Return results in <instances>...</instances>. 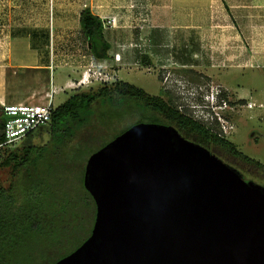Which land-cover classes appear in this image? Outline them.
Here are the masks:
<instances>
[{
	"label": "water",
	"instance_id": "obj_1",
	"mask_svg": "<svg viewBox=\"0 0 264 264\" xmlns=\"http://www.w3.org/2000/svg\"><path fill=\"white\" fill-rule=\"evenodd\" d=\"M83 187L91 233L55 264H264V187L173 128L131 126L88 157Z\"/></svg>",
	"mask_w": 264,
	"mask_h": 264
},
{
	"label": "crops",
	"instance_id": "obj_2",
	"mask_svg": "<svg viewBox=\"0 0 264 264\" xmlns=\"http://www.w3.org/2000/svg\"><path fill=\"white\" fill-rule=\"evenodd\" d=\"M86 8L103 24L110 22L103 27L110 45L106 60L91 57L81 33L79 17ZM134 20L148 22L147 30L131 26ZM185 36L194 39L190 45L179 41ZM190 46L206 53L208 61L229 57L235 69L251 67L260 51L264 70V0H0V103L10 100L8 69L29 77L20 89L22 102L36 94L31 77L40 76L45 95L53 98L80 79L90 59L119 81L122 68L149 69L154 52ZM115 54L120 61L113 60Z\"/></svg>",
	"mask_w": 264,
	"mask_h": 264
},
{
	"label": "rangeland",
	"instance_id": "obj_3",
	"mask_svg": "<svg viewBox=\"0 0 264 264\" xmlns=\"http://www.w3.org/2000/svg\"><path fill=\"white\" fill-rule=\"evenodd\" d=\"M106 23L104 22V25ZM147 25L148 22L144 20L142 22L134 20L131 26H137V30L141 27L140 30L142 32L147 30ZM182 40L186 41L183 44L190 45L194 39L191 38V41H189V38L185 36L179 41L181 42ZM1 53L3 55V52ZM259 54L260 51L252 62L251 67L247 66L245 69L231 71L230 83L238 97L237 103L233 112L231 111V118L226 119V122L220 121L225 126L222 133L218 135V132H216V134L220 138L234 144L236 150L243 156L259 162L262 168L256 169L254 166L244 165L213 146L206 148L214 155L220 154L221 157L217 155L219 159L237 170L245 181L264 187V70L261 69L263 54ZM108 72L111 81L112 79L118 81L116 74ZM55 74H57V71H55ZM5 76L6 93L10 99L6 104L20 103L19 95L22 93L20 89L28 85V75L25 72L8 69L5 71ZM32 78H30L29 84L33 90H36V94H34L33 98L31 97L21 103L43 104L46 101V92L43 91L42 78L40 76ZM118 78L119 81L140 88L150 95H159L161 85L150 67L149 69L135 66H130L127 69L122 68ZM76 82H73V84ZM110 83L112 82L109 80L107 84ZM99 84L105 83H100L92 77L91 83L87 84L88 86L69 89L66 92H58L53 96V107L56 108L64 103L77 89L79 91H87L93 87L96 90ZM240 99L245 100L243 102L245 106L241 105ZM93 107L95 110L91 112L93 116L91 123L78 134L75 140L63 148L58 158H52L43 165V174L48 173V176H44L42 180L37 178L40 180L39 182L38 180H33L38 188V193L35 197L38 200L37 202L41 204L40 208L45 211L42 230L47 231L48 237H46V232H43L28 240H22V246L18 249L19 252L14 251L10 252L11 255L9 254L7 257L2 256L5 264H52L59 258L68 255L90 235L95 218V206L89 195L82 189L83 180L81 179L84 174L87 157L92 151L110 142L123 130L136 124L135 122L139 119V111H135L133 107L132 109L126 108V104L121 109L118 108L115 111L116 115H113L110 120L102 119L99 116L107 115L108 111L110 116L114 111L111 112L109 109L102 108L99 104H94ZM203 114V118L209 119L205 113ZM118 116L121 117L119 120L116 118ZM0 121L3 122L2 117H0ZM48 141L49 135L44 128H40L29 138L10 147H5V150H0V187L6 190L15 187L22 196L23 193L18 183L19 179L13 175L11 170H9L10 168H4L1 165L4 164L5 158L10 152L21 150L27 146L43 147ZM81 142L89 144L90 150L86 149L89 153L86 154L84 152L85 148H83V155L80 153L76 157L78 159L73 160V152H75ZM80 179L82 180L81 182ZM50 240H53L56 244L49 243L47 245L43 243Z\"/></svg>",
	"mask_w": 264,
	"mask_h": 264
},
{
	"label": "trees",
	"instance_id": "obj_4",
	"mask_svg": "<svg viewBox=\"0 0 264 264\" xmlns=\"http://www.w3.org/2000/svg\"><path fill=\"white\" fill-rule=\"evenodd\" d=\"M79 24L81 33L88 43L91 57L96 60L108 59L110 45L105 40L102 22L86 8L80 13ZM152 99L153 97L144 90L122 81H114L110 84H99L96 90H94L93 87L89 88L87 91H79V89H77L76 92L74 91L64 103L53 110L49 124L46 127H43L49 135V141L45 146L36 148L27 146L21 150L10 152L7 155L4 164L1 166L4 168H10L9 170H11L13 175L19 179L18 183L23 195L21 196V193H19V190L15 187H11L7 190L0 187V264H3V262L5 264L2 256L7 257L10 252H19L18 249L22 246V240H28L43 232H46V237H48L47 231L42 230L45 211L40 208L41 204L37 202L38 200L35 197L38 193V188L35 186L33 180H38L37 178L42 180L44 176H48V173L45 175L43 174V165L52 158H58L63 148L71 141L75 140L78 134L91 123L93 118L91 112L92 110H95L93 107L94 104H99L102 108L109 109L111 112L114 111L110 116L109 111L107 115L99 116L102 119L105 118L106 120H110L113 115H116L115 111L118 108L121 109L124 104H126V108L128 109H132L133 107L134 110L137 111L141 108L145 112V110L150 109V102ZM116 118L119 120L121 117L118 116ZM141 118L143 120L148 117L143 115ZM138 122H140V120L135 123ZM174 122H178L184 127H188L190 132L186 134L192 136L193 141L196 144L204 148L213 146L215 149L226 153L228 156L240 161L244 165L254 166L256 169L262 168V165L259 162L243 156L236 150L234 144L220 138L218 135L204 133L202 127L196 126L191 121L185 119H174ZM130 127L131 126L127 129ZM2 128L3 122L0 121V143L3 141L1 135ZM127 129L123 130V132ZM33 133L29 134L24 139L29 138ZM112 140L113 139H111V141ZM106 144H103L96 150L92 151L89 156L104 147ZM88 145L89 144H86L85 142H81L77 146L75 152H73L72 159H78L76 157H78L80 153L83 155L84 150V152L88 154L89 152L86 151V149L90 150ZM83 148L85 149L82 150ZM2 149L0 150L2 151ZM217 155L218 154L215 156ZM218 156L221 157L220 154ZM81 179L83 180V176H81ZM81 179L80 182L82 181ZM39 181L40 180H38V182ZM82 189L87 193L84 187H82ZM90 199L93 202L91 197ZM50 241L42 242L47 245L49 243H54L53 240ZM84 241H82L74 250H76ZM57 261L52 264H55Z\"/></svg>",
	"mask_w": 264,
	"mask_h": 264
},
{
	"label": "flooded vegetation",
	"instance_id": "obj_5",
	"mask_svg": "<svg viewBox=\"0 0 264 264\" xmlns=\"http://www.w3.org/2000/svg\"><path fill=\"white\" fill-rule=\"evenodd\" d=\"M206 57V53L194 46L184 47L182 51L154 52L150 69L156 74L161 89L159 95H151L150 109L138 110L140 122L134 125L173 128L183 139L193 143L192 136L186 134L190 129L174 119L191 121L209 135L222 133L225 126L220 121L231 118L238 98L230 83L235 66L224 55L211 61ZM214 100L215 113L210 108ZM239 102L245 106V100ZM203 113L207 117L210 113L211 117L204 119ZM143 115L148 118L142 120Z\"/></svg>",
	"mask_w": 264,
	"mask_h": 264
},
{
	"label": "built area",
	"instance_id": "obj_6",
	"mask_svg": "<svg viewBox=\"0 0 264 264\" xmlns=\"http://www.w3.org/2000/svg\"><path fill=\"white\" fill-rule=\"evenodd\" d=\"M109 23L110 22H107V24ZM102 25L105 27L103 22ZM139 28L141 29V27ZM113 60L116 62L120 61V55L115 54ZM102 66L105 65L90 59L89 67L81 73V78L75 84H66V88L71 90L73 88L88 86L87 84H89V82L91 83L92 77L100 83H109V80L110 82H114V79L111 81L109 72H105V69H100ZM52 99V94L49 93L46 95V101L43 104L0 103V117H2L3 121V128L1 130L3 141L0 143V149L21 142L29 134L40 128L46 127L55 109Z\"/></svg>",
	"mask_w": 264,
	"mask_h": 264
},
{
	"label": "clouds",
	"instance_id": "obj_7",
	"mask_svg": "<svg viewBox=\"0 0 264 264\" xmlns=\"http://www.w3.org/2000/svg\"><path fill=\"white\" fill-rule=\"evenodd\" d=\"M214 105H215V100L213 101V105L210 106V108L213 109V112L215 113L216 109L214 110V108H215ZM208 114H209V117H211V114L210 113H208ZM211 120L215 121L213 117L211 118Z\"/></svg>",
	"mask_w": 264,
	"mask_h": 264
}]
</instances>
